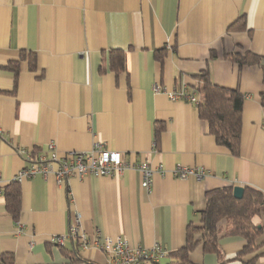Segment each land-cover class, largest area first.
<instances>
[{"label": "crops", "instance_id": "obj_1", "mask_svg": "<svg viewBox=\"0 0 264 264\" xmlns=\"http://www.w3.org/2000/svg\"><path fill=\"white\" fill-rule=\"evenodd\" d=\"M244 22L242 30L229 29ZM124 51V68L109 69L108 52ZM21 51L14 77L5 66ZM250 52L264 67V0H0V185L27 165L19 149L55 144L60 154L88 151L96 142L129 164H161L150 191L127 167L113 176L52 175L23 179L17 219L0 196V253L13 264H107L93 246L69 236L74 212L90 237L99 233L130 246L159 245L170 261L189 223L199 224L209 190L242 186L264 195V93L260 65H239L226 54ZM101 68H104L102 71ZM243 95L239 154L218 145L197 104L155 92L187 87L201 100L197 76ZM161 124L158 136L155 127ZM201 167V179H179L175 166ZM253 221L264 226V216ZM224 227L225 222H221ZM64 236L63 244L51 239ZM264 241L263 235L256 244ZM222 260L197 245L193 264H264V244L242 254L240 236L220 234Z\"/></svg>", "mask_w": 264, "mask_h": 264}, {"label": "trees", "instance_id": "obj_2", "mask_svg": "<svg viewBox=\"0 0 264 264\" xmlns=\"http://www.w3.org/2000/svg\"><path fill=\"white\" fill-rule=\"evenodd\" d=\"M244 22L233 23L229 29L242 30ZM28 61L30 69L35 67L33 54L25 55L21 51L15 61L9 62L5 68L10 70L14 77L19 73V63ZM225 58L239 65L260 64L261 58L253 53L244 55L237 53L226 54ZM124 51L122 49H111L108 52L109 69L120 72L124 68ZM103 71L104 68H101ZM197 89L201 100L197 104L199 117L207 123L208 132L215 142L227 148L233 155L239 154L241 139V116L243 106V95L232 89L220 87L211 82L209 73L202 72L197 76ZM261 105L264 106V93L260 95ZM162 129L161 124L155 127L158 136ZM5 206L7 212L13 219H17L20 210V185L16 181L9 182L5 187ZM205 207L200 211L199 224L189 223L185 229L184 243L181 248L169 252L167 256L170 261L166 264H193L189 260V253L201 245L204 253H213L218 260H222L219 239L223 232L225 236H240L246 244L239 256L256 251L264 244H256V240L263 235L264 226L253 221L255 216H264V195L250 187L243 188L242 198L233 196V187H222L209 190L205 193ZM225 222L224 227L221 222ZM14 258L11 254L0 253V264H13Z\"/></svg>", "mask_w": 264, "mask_h": 264}, {"label": "built area", "instance_id": "obj_3", "mask_svg": "<svg viewBox=\"0 0 264 264\" xmlns=\"http://www.w3.org/2000/svg\"><path fill=\"white\" fill-rule=\"evenodd\" d=\"M155 92H162L169 100L183 99L198 104L199 99L194 92L187 87H174L171 90L163 88L159 83L153 84ZM27 161L13 177L12 181L20 182L37 175L47 177L52 175L56 183L61 184L71 177L83 178L86 175L113 176L123 169L131 167L137 170L141 176L140 185L147 191L151 190L153 175L164 174L165 169L161 164L152 167L147 162L129 164L123 160L119 151L106 148L101 142H96L88 151L58 152L53 142H49L45 149L34 152L32 150L19 149ZM171 174L179 179L193 176L201 179L205 171L201 167L175 166ZM11 181V182H12ZM5 195L4 186L0 185V196ZM69 236L74 238L81 247L93 246L108 257L107 264H155L163 257L164 252L159 245L146 249L140 246H130L121 238L105 237L101 239L99 233L88 236L80 227V214L74 212L69 226ZM64 236H56L51 239L53 243L62 245Z\"/></svg>", "mask_w": 264, "mask_h": 264}, {"label": "water", "instance_id": "obj_4", "mask_svg": "<svg viewBox=\"0 0 264 264\" xmlns=\"http://www.w3.org/2000/svg\"><path fill=\"white\" fill-rule=\"evenodd\" d=\"M243 195V187L242 186H234L233 187V196L236 199L242 198Z\"/></svg>", "mask_w": 264, "mask_h": 264}]
</instances>
